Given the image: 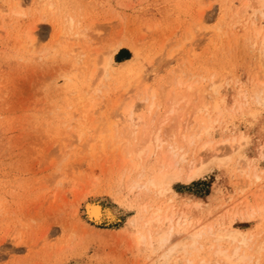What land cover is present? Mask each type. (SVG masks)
<instances>
[{"label":"rangeland","instance_id":"1","mask_svg":"<svg viewBox=\"0 0 264 264\" xmlns=\"http://www.w3.org/2000/svg\"><path fill=\"white\" fill-rule=\"evenodd\" d=\"M223 1L0 0V210L9 221L0 217V239L7 227L10 234L0 242V264H185L188 258H209L211 245H240L227 236L216 242L209 224L214 231L247 232L248 242L240 245L248 255L245 263L264 264V45H258L264 17L256 12V24H263L257 32L258 25L254 30L245 21L251 10L243 20L226 15L221 27L227 32L218 37ZM241 1L233 0V6L241 7ZM245 1L252 8L264 6V0ZM69 17L75 23L66 28ZM118 40L125 44L104 72L103 56ZM136 68H143L149 88L160 91L164 106L156 108L155 124L182 94L174 83L177 70L192 84L190 103L200 101L198 93L211 103L212 88L219 99L217 111L196 121L199 126L187 114L160 123L162 137L183 146V153L176 151L183 155L180 168L203 141L224 160L205 156L199 176L188 183L167 180L170 187L162 194L144 183L145 175L129 181L130 164L118 149H110V140L103 148L94 140L110 120L122 121L117 98ZM86 83L96 97L92 104L81 98ZM134 92L129 90L126 101ZM136 105L139 109V101ZM184 105L182 99L176 104ZM178 129L193 135L192 142L178 141ZM115 133L117 143L121 136ZM87 202L113 215L96 221ZM158 202L174 212L171 226L180 242L175 248L149 240L142 230L144 207Z\"/></svg>","mask_w":264,"mask_h":264},{"label":"bare ground","instance_id":"2","mask_svg":"<svg viewBox=\"0 0 264 264\" xmlns=\"http://www.w3.org/2000/svg\"><path fill=\"white\" fill-rule=\"evenodd\" d=\"M224 1H225V4L223 5V7H222V9L220 11V14L218 15V22H219V24H218L217 29H216V30H219V34H217L218 37H219V35H220L221 32H227L221 26H222V24L225 21H228L229 18L236 17L237 19H242V18H244L246 12L248 10H251V12H249V14H248L249 16L248 17L245 16L246 17L245 18V21H249V19H250V25H249V27L250 28H253L255 30V28L258 25V24H256V16H255L256 12H259L260 15L264 17V6H258L256 8H252L248 4V2H250V1L243 2V0H242L241 1V3H242V6L241 7L242 8H241V7H234L233 6V0H224ZM234 2H236V1H234ZM251 5H252V3H251ZM244 6L247 7V10L246 11L243 10V7ZM15 12H17V11H15ZM226 15H228L229 18L225 19L226 18L225 17ZM251 16H254V17L251 18ZM239 21H238V23H239ZM73 22L75 23V21H73V18L72 17H69L68 20H66V25H65L66 28L67 27H70ZM263 24H264V21H263ZM263 24H261V26L258 25L259 28L256 29L257 32H260L261 31L260 30L261 28L263 29V26H262ZM227 27H228V24H227ZM75 34H76V36H78L79 35V32H76ZM225 35H226V33H225ZM229 35H230V33H229ZM254 36H255V34H254ZM258 43H259L258 45L263 46L264 45V40H261ZM124 44H125L124 42H120L119 41V42L115 43L113 46H111L109 50L107 49L108 51L105 52V54L103 56V61H102V66H103L104 72H107L106 69L108 67H110V64H111L110 62L113 60L114 54ZM262 52L260 50V55H262ZM125 62L126 61H124L122 63H125ZM124 75H122V76H124ZM172 75H171V79L173 78ZM86 76H88V75H86ZM125 79H127V82L125 83V81H123L125 84L123 85V87L121 86L122 87L121 88V94L119 95L120 97L117 98L118 99L117 100V103L119 104V107L116 110V112L118 111L117 113H119V115H121L122 121L120 123H118V122H114V121L110 120L108 123H106V129L104 131H102V132L100 131L99 134L97 135V137L94 138V140H100L101 141V144H100L101 145V148H103L106 145V144H104V141L106 142V140H108V142H109V140H110L111 141V144L108 143V144H110L109 146H111L110 149H112L114 147L118 149L117 152H119L122 155V158H124L126 160V162L130 164V169L128 170V168H127V171H126L130 175V177H128L129 178V181L131 179H132L131 182L134 181L133 178H132L134 176V174H137L139 177H142V178L145 175V181H144V183L146 185L153 186L155 189H158V192L162 194V193L166 192V190L170 187V185L167 182V180L173 181L175 179H178L180 181H183V182L188 183V182L193 181L197 176H199V174L204 169V167L206 166V163L208 161V160L207 161L205 160V156H209L208 158L210 160L216 161V163L218 161H222L223 160V159H221L222 157L216 153L215 149H213L212 143L210 141H203L199 146H197V148H196L197 150L196 151L195 150L193 151L194 152L193 153L194 154L193 157H191L190 160L186 161V164L185 165L182 163L184 166L182 168H180L179 165H177L178 164L177 162H179V160H181V158H183V155L180 156L176 151L179 150L180 148H182L183 146L181 147V145L179 144V142L178 143H173V142H170V141L165 140L162 137V135L160 133V128H159L161 126V124L165 122L164 120H168L169 118L170 119H178L183 114L189 115L188 118H187V121L192 119V120L195 121L194 124H196V121H197L198 124H201L203 122L204 118H205V115H207L211 110L217 111V108H218V105H219V99L216 97V94L217 93H216V89L215 88H212V95L209 92H207V93L210 94V95L208 94L209 95L208 98H210L211 103L207 102V100H208L207 97H204L203 94L201 95L200 93H198L200 95V97L197 98L200 101L198 102L196 100V102L190 103L192 101V100H190L191 99L190 95H191V91H192V88H193L192 87V84L189 83V80L186 78L185 73H182L181 70H177L175 72L174 83H176L178 86H181L182 87L183 90L182 91H179V93H182V94L179 97H177L179 99H176L173 103H170L165 108V110L162 111V115H163L162 117L163 118L156 119L158 122H157V124H155V122H154L155 119H153L152 116L154 115L155 118L158 117V111L156 110V108H158L159 106H161V104L159 103L160 101H158V96L160 94V91L157 90V88H149L146 85V83H147V76H146V74H144L143 68H136L133 71L131 70V72H128L127 73ZM150 81H152V80H150ZM108 83H106V84H108ZM149 83H151V82H149ZM99 86H97V87H99ZM90 87L91 86H90L89 83H86L85 84L84 88L82 89V91L85 92V94H83V96H81V98L83 99V97L87 96V99L88 100H89V98L92 99L90 101V103H91V102H93L96 99V97L95 98H92V96H94V95L90 96V91H89ZM131 89H135L134 96L132 98L130 97L131 99L126 101L127 98H125L124 96H126L128 94V92H129V90H131ZM78 91H80V90H78ZM200 91L202 93V90H200ZM99 92H100V90H99ZM113 93H115V92H113ZM114 96L117 97V95H115V94H114ZM180 99H182L184 101V104L185 105L183 107H177L176 106V104L180 101ZM76 100L74 101V103L76 102ZM136 101H139V104H140V108L139 109H137V107H136L137 106L136 105ZM111 103L113 104V102H111ZM193 104H197V105L195 107H193L192 106ZM162 106H164V105H162ZM160 113H161V111H160ZM159 117H160V114H159ZM198 124H196V125H198ZM115 129L118 131V135L121 136L120 137V140H119L120 142L118 141L117 143H114L116 141V140L114 141V139H116ZM192 129H194V128H192ZM77 130H78V127H77ZM200 132H201V129H200ZM178 134H179L178 135L179 136V140L178 141H183V142H186V143L192 142V139L191 138H193L192 137L193 135H191L190 133H188L187 130L183 131V130L178 129ZM79 137H80V135L78 134V138ZM200 139H201V137H200ZM235 142H237V141H235ZM217 145H219V144H217ZM220 145H222V144H220ZM229 145H231V144H229ZM239 145H241V142H239L237 144V146L231 147L232 150H235L237 147H239ZM67 146H69V145L63 144V148H68ZM84 146L86 148L87 147L88 148H91L92 147V144H85ZM194 146H195V144H194ZM188 149H190V148H188ZM182 153H183V151H182ZM187 154H189V152ZM191 156H192V154H191ZM151 160L152 161L154 160L153 163H155V164L153 165L152 168L149 169V168H147L148 167L147 165H148L149 162H151ZM210 160H209V162H210ZM256 178L258 179V178H260V176L256 175ZM134 182H133V184H134ZM131 189H133V188H131ZM166 194L167 195H171V192L170 191L169 192L167 191ZM164 200H162V201H164ZM146 202H145V204H147ZM155 204H156V202H155ZM154 205H152V206L146 205L144 207L145 208V211L147 213L145 215L142 212V214H143L142 216L145 215L144 218L142 217L141 218L142 220H140L142 222V228H143L142 230L145 231V233H146V235H147V237H148L149 240L157 239L159 242L172 244V246L169 247L170 249L175 248L178 245V243H180V242L175 241L177 235H176V232L174 231L175 229L173 230L172 229L173 227L171 226V222H172L173 217H174V215L172 213H174V212L171 211V213H169L170 211H168L167 207H164L162 205V203H159L158 202L157 205H155V206ZM86 210H87L88 215L91 218H94L96 221H100V219L102 217H104V216H107L108 215V217H109V216H112L113 215V211L110 208H105V209L102 210V208L100 207V205L97 204V203H89V202H87L86 203ZM0 217L2 219H4L5 221H8L7 218H6V216H5V214L1 210H0ZM184 222L186 223L187 221H184ZM137 223H139V222H137ZM209 225L210 226L205 225V226H207V231H208L209 235L212 234L213 237L215 236V241L216 242H219V240L223 239L225 236L230 237L234 241L235 240L238 241L240 243V245L246 244L248 242V239H247V236H246V233L247 232H244V231H240L239 232L237 230L234 231L233 229L232 230L229 229L230 231H228V230L225 231L224 229L219 228L220 226H218L219 229H216L214 231V226H211L212 224H209ZM176 227H178V226H176ZM198 231H200V230H198ZM185 232H186V230H185ZM190 232L191 231H189L188 233H186V235L195 242V240H196V238H195L196 237V234H192ZM8 233H9V227H7L6 230L4 231V235L2 236V239H0V242L1 241H5V240L7 242V240H9L10 234H8ZM131 235L133 237V234H130V237H131ZM142 237H143V235L140 234V233H137L135 235V238L137 240H141ZM206 237H208V235ZM206 240H207V242H210L211 241V240L209 241L208 239H206ZM221 242H223V241H221ZM197 244L199 246V243H197ZM181 245L178 246V247H181L182 248L183 246H181ZM240 245H237L236 244V245H234L231 248H226L225 246L223 247V245H221L220 243L215 244V246L211 245V248L210 247L208 248V249H211V251L209 252V254H207L208 256H210L209 258L201 257V258H199V260H196V259H193V258H188V259H186L185 264H216V263H220V262L222 264H247V263H245V261H246V258L248 257V255L244 252L245 249L244 250H241L240 249ZM200 247H201V245H200ZM2 248H4L3 249V252H4L5 255L9 254L8 247H6L5 245H3V247L1 246V249ZM167 248H168V246H167ZM198 249H200V248H198ZM195 250H196V247H195ZM164 251H166V249ZM201 251H203V249ZM201 251H200V253H201ZM158 252H159V250H158ZM167 252H169V251H167ZM183 253H184V251H183ZM203 254H204V252H203ZM184 255H185V253H184ZM169 256H171V255H168V257ZM196 258L198 259V257H196ZM178 260H182V257H181V259H178ZM183 261H185V260H183ZM179 263H180V261H179Z\"/></svg>","mask_w":264,"mask_h":264}]
</instances>
